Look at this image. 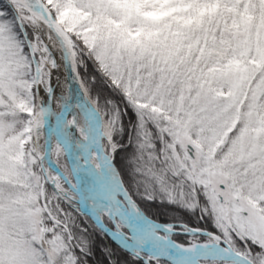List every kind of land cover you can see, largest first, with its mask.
<instances>
[{
  "label": "snow or ice",
  "instance_id": "snow-or-ice-1",
  "mask_svg": "<svg viewBox=\"0 0 264 264\" xmlns=\"http://www.w3.org/2000/svg\"><path fill=\"white\" fill-rule=\"evenodd\" d=\"M0 264H264V0H0Z\"/></svg>",
  "mask_w": 264,
  "mask_h": 264
}]
</instances>
